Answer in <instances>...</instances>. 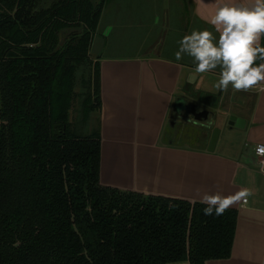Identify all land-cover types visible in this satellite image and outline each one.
<instances>
[{"label": "trees", "instance_id": "16d2710c", "mask_svg": "<svg viewBox=\"0 0 264 264\" xmlns=\"http://www.w3.org/2000/svg\"><path fill=\"white\" fill-rule=\"evenodd\" d=\"M48 1L0 0V264L230 259L237 210L214 218L202 203L101 184L100 132L78 136L70 112L80 69L82 119L101 110L90 48L109 0Z\"/></svg>", "mask_w": 264, "mask_h": 264}, {"label": "crops", "instance_id": "0c3cea01", "mask_svg": "<svg viewBox=\"0 0 264 264\" xmlns=\"http://www.w3.org/2000/svg\"><path fill=\"white\" fill-rule=\"evenodd\" d=\"M225 2L109 0L104 5L90 48L101 74V110L96 115L102 141L101 184L190 203H200L197 189L232 195L248 188V203L242 199L228 208L238 211L231 258L206 264H264V174L254 155L255 145L264 143V85L247 92L229 88L219 98L218 71L196 73L190 58L176 61L174 56L183 35L194 29L213 30L209 21ZM193 100L199 111L208 109L203 104L219 101L220 114L245 122L242 129L231 131L245 138L242 152L240 145L231 143L218 151L220 139L209 152L212 133L203 135L201 149L176 144L174 135L164 143L170 122L201 127L181 119ZM82 118L78 129L88 122Z\"/></svg>", "mask_w": 264, "mask_h": 264}, {"label": "clouds", "instance_id": "9594fccd", "mask_svg": "<svg viewBox=\"0 0 264 264\" xmlns=\"http://www.w3.org/2000/svg\"><path fill=\"white\" fill-rule=\"evenodd\" d=\"M209 23L213 30L194 29L177 41L175 60L190 58L199 74L218 71L215 87L221 93L229 88L247 92L264 85V0L251 3L227 0L217 8ZM255 152L264 157V143H257ZM196 194L199 202L206 205L203 214L218 218L233 204L251 197L252 191L245 188L224 195L219 191L201 193L197 189Z\"/></svg>", "mask_w": 264, "mask_h": 264}, {"label": "rangeland", "instance_id": "374dc122", "mask_svg": "<svg viewBox=\"0 0 264 264\" xmlns=\"http://www.w3.org/2000/svg\"><path fill=\"white\" fill-rule=\"evenodd\" d=\"M48 1V0H46ZM49 2V1H48ZM107 3V2H106ZM70 33V32H69ZM67 33H63L61 36V41L63 42L66 38ZM89 78V71L87 69H80L77 74V86H76V99L73 102L72 109L70 112V122H72L73 128L75 127L74 131L76 134L80 137H87L95 132L100 131V123L99 119L97 118V113H94L91 115L90 120H88L87 124L82 126L81 129L76 128V126H79L80 118L83 117V102L85 96L88 94L87 85H84V82H87ZM220 91L218 92V94ZM219 96V95H218ZM252 99H250L251 105L254 103V99L251 96ZM84 121V120H82ZM229 123V122H228ZM176 123L170 122L169 125L166 127V133H168L167 137L164 139V143H167L170 141V136L174 135L175 143L181 146H185L188 148L193 149H201L204 146L205 141L203 140V132L200 127L193 126V125H184L183 123ZM81 127V126H80ZM218 128L222 131V134L220 136V141L218 143L217 150L220 151L221 147L223 145V149L225 147H228L227 144L231 143L232 146L236 145V147H240V151H243L244 146V140L243 136H236L235 137L231 134V132L228 131L227 128V120H220L218 123ZM231 144L229 146H231ZM220 146V147H219Z\"/></svg>", "mask_w": 264, "mask_h": 264}, {"label": "water", "instance_id": "95a60500", "mask_svg": "<svg viewBox=\"0 0 264 264\" xmlns=\"http://www.w3.org/2000/svg\"><path fill=\"white\" fill-rule=\"evenodd\" d=\"M218 95H219L218 97L221 98L222 93L220 92ZM193 102L195 103V100H193ZM194 103L191 104L190 107L186 110V116H191L192 118L189 119V122H193L194 124L200 125L201 126L200 128L204 134L212 133L208 148V151L211 153L215 151L217 143L222 134V131L217 127L220 120H227V128L229 132H231L232 129L234 128L242 129V126L245 125V122L241 119H238L234 116L226 118L222 114H220L219 108L216 105L217 103L219 104V101H216V104L215 103L203 104L208 109H203L202 111H199L197 103L195 104ZM210 107L214 109L211 111ZM174 111H178V108H175ZM183 117L185 116L182 115V118ZM173 118L174 116L172 117V119ZM57 127L58 126H55V135H59L57 131Z\"/></svg>", "mask_w": 264, "mask_h": 264}, {"label": "built area", "instance_id": "2783aa9c", "mask_svg": "<svg viewBox=\"0 0 264 264\" xmlns=\"http://www.w3.org/2000/svg\"><path fill=\"white\" fill-rule=\"evenodd\" d=\"M254 155H255V157L257 159V162H258V165L260 167L261 172L264 174V157L257 156L256 155V152H255V149H254ZM243 203L244 204L248 203V200L247 199H244L243 200Z\"/></svg>", "mask_w": 264, "mask_h": 264}, {"label": "flooded vegetation", "instance_id": "af4514ba", "mask_svg": "<svg viewBox=\"0 0 264 264\" xmlns=\"http://www.w3.org/2000/svg\"><path fill=\"white\" fill-rule=\"evenodd\" d=\"M184 116H185V117H183V118H182V116H181V119H182V121H183L184 123L189 122V119L192 118L191 116H186V115H184Z\"/></svg>", "mask_w": 264, "mask_h": 264}]
</instances>
